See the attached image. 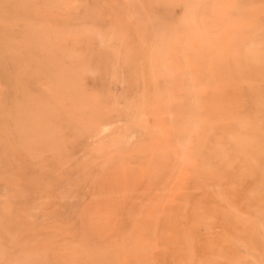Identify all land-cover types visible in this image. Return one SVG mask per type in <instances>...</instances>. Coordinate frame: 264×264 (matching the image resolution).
<instances>
[{
    "label": "rangeland",
    "instance_id": "rangeland-1",
    "mask_svg": "<svg viewBox=\"0 0 264 264\" xmlns=\"http://www.w3.org/2000/svg\"><path fill=\"white\" fill-rule=\"evenodd\" d=\"M37 1L38 0H26L27 5H24L23 3L21 4L22 0H13L14 6L12 8H8L7 11H3V13H0V17L5 15L8 18H11V20H12V22L9 24V27L5 26L4 24H0V57H1L0 58V92L4 91L2 96H1L0 105L5 106V108L2 106L3 110H2V107L0 106V116H3L2 121H1V117H0V139H2L0 142V158H2L1 155L2 156L4 155V157H5V158L3 157V160L0 159V165L2 164L0 167V175L5 173L3 176H0V180H1L0 181V197L4 198V199L0 198V214L4 217L10 218V215L8 216V214L5 210V206H6L7 202H10V204H12V206H13L14 218H16V219L22 218L23 220L28 221L29 224L26 225V229H29V230L25 229L27 232L22 230L23 236L27 237L25 239V241H29L32 238L40 240V239L46 237L48 235V232H45V230L40 228V227L42 225L46 224L47 223L46 221L49 220L50 218L51 219L48 221L49 223L50 222L52 223V222L64 221L65 219L66 220L68 219V221L71 220L70 222L71 223L73 222L75 225L80 224L81 219H83L84 217H87V216L90 217V214H86V212L88 210H90L91 207L94 208L93 207L94 206L93 204H95L94 202L97 203V205L95 204L97 209L102 208L103 205H105L107 202H108L107 204L111 203V205H113V207H115L114 210L116 211L117 214L115 213L116 215H114V217H116V218H122V217L124 218L125 215L126 216L128 214L130 215V213H131V215L130 216L128 215V217H131L133 215V213H135L133 216H135L137 214L134 218L142 215V214L137 213L138 209H142V206H144L145 203H147V204H145V207L148 204L152 203L150 201L153 200L152 199L153 197L150 198V201H148L149 200L148 194H150V196H151L152 191L154 192V190L149 189L151 184L148 185L149 184L148 182H150L148 178H150V176L145 175V173L147 174L148 170H152L155 167H156L155 169H158L157 166H159L158 163H160L158 160L161 159V164H162V162L165 161L167 158H170V159L166 160L167 165L164 167H167V169L166 168H164V169H166V170L175 169V167H172L168 163L169 162H175L176 159L174 156H176V154L177 155L181 154L182 151L180 152V150L177 148L178 147L177 144L179 143L178 141H181V142L183 141L184 135L187 134V133H185V130H189L191 128L193 130L198 129L197 132H202L204 125H206V122L211 124V128L209 130L210 134H208V136H207L208 137L207 143H205L203 146L201 145L203 147L202 149L197 148V150H195V148L197 147L198 144L195 141V136L191 134L192 142L191 143L188 142L189 144H186V146L188 148L185 149L184 153H186L190 156H193L194 161L197 163H200L199 162V161H201L200 157H205L207 155H214L216 153V149L218 146V140H219L218 134H219L220 127L218 124L219 118L217 116H220V104L222 101V91H223V89H229V90L240 89V88H230V87H226V86L223 87V81H222V48H221V44H220V40H219L220 31L218 30L219 29V19H218L219 18V11L218 10H220V9H219V3L217 2V0H211L210 3L208 2L210 0H180V1L179 0H172L173 3L171 2V0H169V1H167V0H160V1L159 0H157V1L156 0H136V1L135 0H129V2H127L126 0H109V1L108 0H68L69 3L67 2V0H57V1L55 0L53 2H51L52 0H50L49 4H48V2H46V0H39L38 2ZM138 1H140V2H138ZM163 1H165V2H163ZM57 2H58V5H57ZM65 2H66V4L64 6L63 5L60 6L61 4H64ZM156 2H157V4H156ZM114 3H115V5H114ZM127 3L129 5H127ZM167 3H169V4H167ZM38 4H40V5H38ZM43 4L46 5L47 8L45 6H44L45 7L44 8ZM47 4L49 6L53 5L52 6L53 8H51V6L49 8ZM105 4L108 5V7ZM209 4H210V7L207 6ZM54 5H56V7H54ZM66 5H68V6H66ZM112 5H114V6L110 7ZM186 5H188V6L186 7ZM238 5H239V2H238ZM57 6H58V8L59 7L63 8V10H65V11L62 12L61 9H57ZM65 6H66V8H65ZM37 7H39V8H37ZM192 7H193V9L191 11ZM231 7L233 10V13H236V11L238 9L236 0L233 1ZM40 8H42L43 11H42V9H41V11L37 10ZM188 8H190L189 11H188ZM206 8L209 9L208 14L204 13V12H206V10H205ZM1 9H3V8H1ZM78 9H80V10L78 11ZM144 9H145L146 15L144 14V11H143ZM185 9H187V10H185ZM52 10H54L53 11L54 13H52ZM214 10H215L216 14H214ZM125 11L127 13H125ZM170 11H172V12H170ZM186 11L189 12L188 14L191 17V19H190V17L188 18V16H185V13H187ZM5 12H6V14H4ZM35 12L36 13L38 12V14L36 15ZM44 12H48V13H44ZM115 12L117 14H119L121 16V18ZM68 13L70 14V17L68 15ZM209 13L211 15H209ZM41 14L44 16L43 19L40 17V16H42ZM46 14H47V16H46ZM126 14L130 17H131V14L132 15L136 14L134 17L136 19L137 18L138 19L132 20L130 18H124V16H126ZM147 15H149L148 18H147ZM150 16L153 17L154 20H151L153 18H151ZM49 17H51V18H49ZM57 17H59V18H57ZM62 17H63V19H62ZM66 17H67L69 23L67 20H65ZM134 17L132 16L131 18H134ZM215 17H217V19ZM18 18H20V19H18ZM53 18H55V19H53ZM57 19H58V22H56ZM128 19H129V22H128ZM189 19L191 21H187ZM75 20H78L79 22H77V21L75 22ZM117 20L118 21L120 20V21L118 22ZM122 20H124V21H122ZM134 20L138 21L137 26L134 24L135 23ZM161 20H162V22H164L165 20L166 21H165V23H162ZM36 21L38 22L37 23L38 28H36L34 26V24H32V23H35ZM65 21H67V23ZM80 21H82V22H80ZM116 21L118 23H116ZM185 21H187V22H185ZM22 22H24V23H22ZM25 22H27L26 24L28 26L25 24ZM122 22H124V23L122 24ZM149 22H151V23H149ZM207 22H209V23H207ZM129 23L131 25H129ZM148 23L151 24L152 26L148 25ZM205 23H207V24H205ZM22 24H25L26 28H25V26L23 27ZM42 24H43V26L47 25L46 30H48V31L43 29ZM120 24H121V26H120ZM127 24L129 25V27ZM132 24H134L133 27H132ZM35 25H36V23H35ZM113 25H115V26H113ZM162 25H163V27H162ZM29 26L31 28L33 27L34 30L31 29V31H33L32 32L33 34L31 33V31H29L30 30V28H28ZM172 26H174L173 27L174 29L171 28ZM109 27H111V28L109 29ZM113 27H114V30H113ZM64 28L65 29L67 28L68 30L70 29V31L67 32L68 34L64 33V30H65ZM76 28L78 30L81 28V30H80L81 32H82V29L85 28L83 30L86 32H82L83 33L82 34ZM165 28L166 29L168 28V30H167L168 32L166 31ZM238 28H239L238 24L234 20V25L229 30L231 32L235 31L234 34L237 37L238 32L236 30H238ZM12 29H14V30L12 31ZM26 29H29V30L26 31ZM38 29L40 32L39 31H37V32H39V34L43 35V37H42L43 39H41V37L40 38L38 37V36H41V35H38V33L36 32V30H38ZM42 29L44 31H46V35L43 34ZM51 29H52V32H51ZM71 29H73L75 31L77 30L76 31L77 33ZM92 29H93V31H92ZM151 29H153L154 33ZM172 29H173V32H172ZM23 30H24V33H27V34L22 33L21 31H23ZM59 30H62L63 34H61V31L58 34H56L57 31H59ZM124 30H125V34H124ZM127 30L130 33H126ZM214 30H217V32ZM16 31L21 33L22 36L19 33H17ZM112 31H114V32H112ZM120 31L123 34L120 33ZM133 31L135 32L136 35L135 34L133 35V33H134ZM47 32H49L48 35H47ZM53 32H54V35H53ZM65 32H66V30H65ZM74 32L76 33L75 35H78V36H76V39L80 38L79 40L77 39L79 42V44H78L79 46L78 45L75 46L76 49L74 48L73 42L76 43L77 40H75V36L74 37L72 36ZM161 32H163L164 35L167 34V36H162L163 34ZM165 32H167V33H165ZM170 32H172V33H170ZM50 33H51V35H50ZM87 33H88V35H87ZM115 33H119V34H115ZM35 34H37L38 36ZM80 34H82V35H80ZM97 34H99V35H97ZM169 34H170L171 38L169 37ZM173 34H175V35H173ZM57 35L60 38L62 36H64V37L61 39L60 38L58 39ZM122 35H123V37H122ZM15 36L16 37L18 36L17 37L18 38L17 43H15L16 39H17ZM19 36H21L22 38H20ZM54 36H56V39L54 38ZM97 36L99 38L101 36V38L99 39ZM130 36H132V37H130ZM102 37L105 40H103ZM112 37H113V39H112ZM161 37H163V38L168 37L169 39L167 38L164 40L163 38L161 39ZM137 38L140 41L136 40ZM13 39H15V40H13ZM45 39L47 42L52 44L54 51L56 49L58 50L57 51L58 53L56 51H55L56 53L52 52L53 49H51L52 48V47H50L51 45H49L46 41H42ZM20 40H22V41H20ZM51 40H53V41H51ZM100 40H102L104 42L101 41L102 43L100 44ZM156 40H157V43H158L160 48L154 47V46H158L156 43ZM168 40H169V42H168ZM57 41H59L60 43H58ZM55 42H57V45ZM166 42H167V44H166ZM67 43H68V45H67ZM88 43H89V45H88ZM121 43H123V44L121 45ZM54 44H55V47H54ZM133 44H134V46H133ZM137 44H140L141 46L140 45L138 46ZM164 44L167 45V48ZM57 46L58 47L60 46V48H56ZM188 46L191 48H189ZM133 47H134V49H133ZM135 47H136V50H135ZM141 47H142V49H141ZM49 49L52 50L51 51L52 53L57 54V57L53 56L54 54H52L49 51ZM59 49H61L60 52H59ZM113 49L115 51H113ZM140 49H141V52H139L140 53L139 54L138 51ZM156 49H158V50H156ZM160 50H162V51H160ZM116 51H117V53H116ZM136 51H137V53H135ZM153 51H155V52H153ZM159 51L163 52V53L166 52L165 53L166 55H163L164 57H161L162 55L160 57H158L157 55L159 54ZM180 51H182V53ZM175 52L177 53L179 58L177 57ZM60 53L63 54L64 57L62 56L60 58V56H61ZM74 53L75 54L78 53L79 55H74ZM133 53H135V54L129 55V54H133ZM66 54H68L67 55L68 57H65ZM143 54H144V56H143ZM160 54H162V53H160ZM105 55H107L108 57L107 56L105 57ZM113 55H115V56L113 57ZM148 55L149 56L151 55V57L148 58L149 61L147 59ZM182 55H184L183 56L184 58L182 57ZM89 56H90V59H89ZM155 56H157V57H155ZM208 56H209V59H208ZM53 57L56 59L54 60ZM71 57H73L72 58L73 60H71L72 64L69 63ZM152 57H153V61H152ZM154 57H155V59H154ZM58 58H60L63 62L60 61ZM107 58H109L108 59L109 62L107 61ZM126 58H127V60H126ZM135 58H138V60L140 61L139 62L137 60L139 62V65L137 64L138 62L135 63V61H136ZM162 58H164V59H162ZM180 58L181 59L183 58L184 60L183 59L181 60ZM13 60H14V62H13ZM64 60H67V61L64 63ZM131 60L134 62V64L133 63L131 64V62H132ZM157 60H158V62H157ZM163 60H165V61H163ZM208 60H210V61L208 62ZM56 62H59L61 64L56 63ZM81 62L82 63L84 62L83 64H85V65L83 66V64ZM107 62H108V64H107ZM54 63H56V64H54ZM73 63H75V64H73ZM150 63H152V64L150 65ZM158 63H159V66H157V65L155 66V64H158ZM105 64L108 65L107 66L108 72H109L108 75L106 73L107 69L104 68ZM128 64H129V66H127ZM136 64L138 67L136 66ZM176 64H177V68L175 66ZM80 65H81V67H80ZM58 66L60 68L62 67V73L61 74H64V72L68 71V72H66L67 73L66 75L70 74L67 77L68 79L66 77H64L66 75H63V76L60 75L59 72L61 69L58 68ZM63 66H65V69L67 68L66 71H63L64 70ZM85 66H86V69H85ZM144 67H145V69H144ZM163 67H165L164 72H163ZM173 67L177 70L173 69ZM178 67H181V69ZM208 67H210V68H208ZM183 68H184V70H183ZM132 69H134V70L132 71ZM149 69H150V71H149ZM209 70H210V72H209ZM19 71H20V73H19ZM26 71H27V73L25 74V77H23L24 73ZM87 71L88 72L91 71V73L94 75H92V74L90 75V73H87ZM135 71H136V74H135ZM155 71H156V74H155ZM70 72L72 73V75L75 76L76 81L80 77V79H78V81H77L79 84L75 81V78L72 77ZM116 72L118 75H116ZM132 72H134V73H132ZM148 72H150V73H148ZM130 73L132 75L131 78H130V76H131ZM142 74H144L143 77H142ZM60 76H62V77H60ZM77 76H79V77L77 78ZM155 76H157V77H155ZM63 77L66 79V81H69V82H66L63 79ZM69 77L71 78V81L69 80L70 79ZM143 78H144V80H143ZM229 78L233 79V75H231V77H229ZM30 80H31V82H29ZM63 81L66 83V85L63 84ZM72 81H73L74 85L77 83L76 84L77 86L75 85V89H77V90L74 89L73 85H70V87H69V84ZM42 82H44V83H42ZM7 83H8V86L6 87V89H2V87L5 88ZM67 83H69V84L67 85ZM213 83H215L216 85L215 84L213 85ZM51 84L54 85V86H52V88L49 87V86H51ZM43 85L45 86V89L50 88L51 92L49 91L50 89L44 90ZM193 85H195V87H196L195 89L193 88ZM221 85H222V87H221ZM65 86L70 89L69 90L70 92L72 91L71 94L69 93V91H68L69 94L64 93V88H65L66 92L68 89V88L66 89ZM200 86H202V89ZM56 88H58V90ZM71 88H72V90H71ZM145 88H146V90L144 91ZM182 88L185 89V90L183 89L184 92H183ZM191 88L193 90H191ZM18 90H19V94H18ZM43 90H44V92H43ZM62 90H63V93H62ZM79 90H80V94H81V92L84 93V94L82 93L80 95L81 97L83 96V98H84V100H83L80 97L82 99L83 103L85 101L84 104L83 103L79 104V102H81V99H79V95H78ZM52 91H54V92H52ZM45 92H47V94ZM49 92H50V96H49ZM29 93H31V96H33V98L28 96V95H30ZM72 93L74 94V96L77 93L78 100L76 98L77 95H76V97H75L76 99H75L72 96L73 95ZM193 93H195V95ZM61 94H62V99L60 98ZM4 95H6V97H4ZM24 95L28 96L27 97L28 99ZM46 95H48V97H44V98L42 97V96H46ZM69 95H71L73 97L74 101H72V97H69ZM84 95L86 97L88 95H89V97L92 96V98H90V100L88 101L89 97H87L88 98L87 99L84 97ZM142 96L145 97L144 100H142ZM38 97L40 98V101L41 100H43V101L40 102ZM49 97H51V98L55 97V99L56 98H58V99H56L57 101L55 99H54V101H52L53 99L51 100ZM68 97H69V99H66ZM44 99L47 101V103L45 102V104L43 103L45 101ZM86 99H87V101H86ZM192 100L196 101V102H193ZM26 101H29V102H26ZM30 101L38 103V104H36V105H35V103L32 104V102H30ZM36 101H38V102H36ZM53 102H54V104L55 103L56 104L53 105ZM59 102L60 103L62 102L63 104L61 103V105H60ZM23 103H24V105H23ZM57 103H59V104H57ZM97 103L98 104L100 103L99 106ZM65 104L67 105L68 108L66 107ZM86 104H88L87 108H90V110L92 109L93 111H90L89 109H87L88 111H90V113L89 112L87 113ZM134 104H135V106H134ZM19 105H20V107H19ZM39 105H41V106H39ZM42 105L48 106L47 107L48 109L47 108L45 109V107H43ZM50 105L52 108L50 107ZM80 105L84 106V108L81 107ZM22 106H24L22 109L26 108V112L21 114L20 109ZM88 106H90V107H88ZM124 106H125V108H124ZM69 107H70V109H69ZM79 107H81L83 109H79ZM109 107H110V109L108 110ZM167 107H168V109H167ZM34 108H35V110H34ZM100 108H101L102 112L106 111L107 114L103 112L102 115L99 116V114H101ZM28 109L33 111L34 116L32 113L29 112L30 110L28 111ZM57 109L58 110L60 109V110L58 111ZM195 109H196V111H195ZM72 110L73 111L76 110V112H73ZM168 110H169V113H168ZM191 110H193V111H191ZM52 111L54 114L52 113ZM62 111L64 114L62 113ZM98 111H99V113H98ZM108 111L111 113H109ZM46 112H47V114H46ZM69 112L71 114H69ZM79 112H82V113H79ZM140 112H141V114H140ZM3 113H6L5 115H7V113L8 114L12 113L13 116L10 114L11 117L9 115H7L5 118V115ZM73 113H76L77 117ZM142 113H144V114H142ZM91 114H92V116H91ZM93 114L96 115V117L98 116L97 120H96V117H95V119L93 118V116H94ZM103 114L106 116H103ZM51 115H53V116H51ZM56 115H59V117L61 115L62 116L59 118L58 116L56 117ZM143 115H145V116H143ZM169 115L171 116L172 120H170ZM68 116L69 117L72 116L73 118L75 117V118H77L78 121L75 118L74 119L72 118V120H71V118L69 119ZM102 116H103V118H102ZM146 116L148 118L151 117V124L149 123L150 121ZM190 116L191 117L193 116L196 120L192 119L193 117L191 118ZM44 117H45V119H44ZM52 117H54V118H52ZM90 117H91L92 121H90L91 120ZM57 118H59V121ZM66 118H68V119H66ZM79 118L82 122L79 120ZM82 118H84V122H83ZM4 119H6V120H4ZM188 119H190V120L188 121ZM25 120H26V124L28 123L27 125L26 124L24 125ZM88 120L90 122L89 124H88ZM94 120H95V123H92ZM141 120L142 121L144 120V121L142 122ZM169 120L171 121V123H169ZM8 121H9V123H8ZM33 121H34V123L31 124ZM35 121L38 123L37 125H36ZM103 121L107 122L106 123L107 125H105V123ZM21 122H23V124ZM70 122H72L73 125L68 124ZM80 122L83 124L85 123V125L81 124L84 131L82 130L81 125L79 126ZM186 122L192 123L190 128L188 127L186 129V127H183L184 124H188ZM198 122H200V123L198 124ZM201 122H203V123H201ZM5 123L8 124V126L4 125ZM76 123H78V125ZM193 123H194V125H193ZM91 124H92V127H90ZM94 124H95V126H93ZM109 124H111V125H109ZM149 125H152V126H149ZM166 125L168 127H166ZM196 125H197V127H196ZM19 126H20V128H19ZM71 126H72V128H71ZM73 126H74V128H73ZM86 126H87V128H86ZM109 126H111V127H109ZM112 126H114V127H112ZM148 126L150 128H148ZM50 127H53V128L55 127V128L51 129ZM59 127H60V129H59ZM75 127L78 131L75 129ZM108 127L110 130L107 129ZM153 127H154V130H153ZM162 127H163L164 133L161 130ZM1 128L2 129L4 128L3 129L4 131ZM8 128H9V130H8ZM143 128L145 131L143 130ZM184 128H185V130H184ZM10 129L13 133L10 131ZM23 129H25V130H23ZM68 129H70V130H68ZM73 129H75L76 133L72 132V131H74ZM141 129H142V131H141ZM26 130H27V132H26ZM47 130L49 131V133H51L50 135L48 133L46 134L45 131H47ZM50 130H51V132H50ZM107 130H108V132H106ZM1 131L3 134L1 133ZM6 131H10L9 134ZM32 131H33V135H31ZM82 131H83V133H82ZM87 132H88V134H87ZM155 132H157V133H155ZM162 133L164 135H162ZM76 134L78 135V138H77V136H75ZM156 134L159 138H157ZM3 135H6V136H3ZM10 135H15L16 139H14V136H10ZM25 136H28V137H25ZM163 136H165L164 137L165 140H164ZM4 137H6L5 140H4ZM66 137L68 140L66 139ZM118 137L119 138L121 137V139L118 140ZM74 138H75V140L77 138L78 142L74 141ZM98 138H100V140ZM61 139H62V141H61ZM53 140L56 141L57 143L54 142ZM71 140H73V143L69 142ZM2 141H3V143H2ZM4 141H5V144L7 141L6 145H7V147H9L8 150H7V148H6V150L4 149L6 147V145H4ZM14 141H16V142H14ZM99 141H101V143H99ZM160 141L162 142L160 144V146L163 144L162 147L165 146L164 149L172 151L171 153H169V151H168V153L170 155H168V153H166L164 150H162V148L161 149L160 148H158V149L153 148V147L159 146L157 144H158V142L160 143ZM35 142H36V144H35ZM52 142H53V144H52ZM138 142H141L142 145H140L141 143L138 144ZM176 142H178V143L176 144ZM11 143H13V144L16 143V145L15 144L12 145ZM102 143H104L106 148L103 147L104 145L101 146ZM105 143H107V144H105ZM149 143H151V145H149ZM153 143H155L156 145H154ZM182 143H184V142H182ZM98 144H100L99 145L100 149L98 148ZM8 145H11V146H8ZM113 145H114V147L112 149H110L111 148L110 146H113ZM15 146H17V147H15ZM94 146H96V147H94ZM144 146L147 149H145ZM151 146L153 148V149H151L152 151L149 149V148H151ZM85 147H86V149H85ZM92 147L94 149H90ZM108 147H110V148L108 149ZM134 147L135 148L137 147V149L135 150ZM15 149L16 150L19 149V151H14ZM143 149L146 151V153H144ZM154 149H155V151H154ZM207 149H208V151H207ZM160 150H162L163 154L161 153ZM5 151H7L8 154ZM9 151H11V152H9ZM97 151H101L100 152L101 154L99 153V155H98ZM107 151L109 153L105 154V152H107ZM114 151H115V153H114ZM14 152L17 155L14 154ZM129 152H131V153H129ZM138 152H140V153L138 154ZM12 153H13V155L11 156ZM46 153H48V154L46 155ZM128 153L130 155H128ZM198 153H200V154H198ZM93 154L95 155V157H93ZM164 154L168 155L169 157H165L166 155H164ZM171 154H172V156H171ZM8 155H9V157L10 156L11 157L9 158ZM31 155L33 156L34 161H33ZM90 155H92V156H90ZM154 155L158 156L159 158L157 159V157L155 156L152 159V156H154ZM14 156H15V158L13 159ZM116 156H117V158H114ZM127 156L128 157L130 156L131 158L130 157L128 158ZM161 156L163 158H166V159L163 160V158H161ZM25 157H27V159H25ZM18 158L20 159L19 161H18ZM22 158H24L23 159L24 161L22 160ZM48 158H50V161ZM118 158H120V160H118ZM51 159H53V160H51ZM84 159H86L85 161H87V162H85ZM151 159L154 160L155 162H153ZM1 160H2V162H1ZM8 160L11 161V163L8 162ZM13 160L18 162V163L14 162ZM96 160H98V161H96ZM122 160H123V162L125 161L124 162L125 165L128 164L129 166H124ZM156 160L158 163H156ZM25 161L29 162L31 164L28 163V166H27L26 165L27 163L26 164L24 163ZM105 161L106 162L109 161V162L106 163ZM116 161H117V164H113ZM19 162L21 163L22 167L20 166ZM110 162H112V163L109 164ZM126 162H127V164H126ZM151 162H152V165L154 163L156 164V166H154V168H152ZM17 164H19V168H18ZM104 164H106V165H104ZM109 165L111 167L109 168L108 173H107V171H104V170H105V166L109 167ZM118 165L121 167V168L120 167L119 168L122 170V172H120V170L118 169ZM8 166L11 167V169ZM34 166H37V168L35 167L36 168L35 169ZM113 166L116 168H114ZM123 166H124V168L127 167V168H130L131 170H129V169L126 170L123 168ZM162 166H161V169H162ZM12 167H14V169H12ZM31 167H33L34 169ZM135 167H138V168L135 169ZM168 167H170V168L168 169ZM19 169L23 170V174H22L21 170H19ZM44 169H46V170L44 171ZM107 169L108 168L106 167V170ZM115 169H116V171H114ZM2 170H5V172L3 173ZM15 170H19V171L13 173V171H15ZM110 170L111 171L113 170L114 173L111 172ZM137 170L140 171L139 172L140 177H137V178L142 180L143 182L140 181L142 183H140V182L138 183L139 179H136V177H135V175L138 172ZM144 170H146L145 173H144ZM11 172H12V174H11ZM101 172L103 173V175L101 174ZM109 172H110V175H112L111 176L112 180H110V176H108ZM115 172H116V174H115ZM123 172H126V176ZM143 173H144V175H143ZM9 174L12 176L9 177L8 176ZM44 174H47V175H44ZM5 175H6V177H5ZM18 176L20 178H18ZM103 176L105 177V179L104 178L102 179ZM107 176L109 177L108 181L110 183L107 182ZM114 176H116V178L121 176V179L123 178V180L120 179L121 180L120 183L122 182L121 184H123V185L119 184L118 181H115L117 179ZM145 176H146V178H145ZM8 177H9V179H12V180L10 181L9 179H7ZM126 177H127V179H126ZM13 178H14V180H13ZM142 178H145V179L143 180ZM42 179L44 181H42ZM95 179L96 180L99 179V180L96 181ZM132 179H134L135 181ZM146 179L148 181H146ZM17 180L19 182H16ZM37 180H38V182H37ZM118 180H119V178H118ZM81 181L82 182L86 181L85 183H83V186H82V183H80ZM114 181L117 182L116 185H115ZM132 181L135 182L137 185V186L135 185L136 189L133 188L134 190L132 189V187L134 186L133 184H135V183H133ZM13 182L18 184L20 187L18 185L17 186L14 185L15 183H13ZM25 182H27V183H25ZM46 182H47V185H49L48 187L46 185ZM93 182H96V183L93 184ZM108 183H109V185H108ZM127 183H129V187H127L128 186ZM130 183H133V184H130ZM146 183L149 186V188L147 186H145ZM151 183H153V182H151ZM118 184H119V187H117ZM164 184H161V185L163 186ZM110 185H112V190L114 193H112V191H110L111 190ZM139 185H140V189H138ZM161 185L159 187H162ZM142 186L147 187L148 189L144 188L145 189V191H144L142 189L143 188ZM249 186H250V182L248 180H246L236 190L237 203L243 209L245 208V206L243 204V199L245 196V192L249 189L248 188ZM16 187L19 189L18 192L15 189ZM44 187H46V188L44 189ZM108 187L110 188V190ZM115 187H116V189L118 188V190L121 187L122 188L119 191H115ZM23 188H24V190H23ZM47 188H49V189H47ZM107 188H108V190H106ZM125 189H126V192L124 191ZM137 189H138V191H137ZM189 189L191 191H192V189H194L193 182L189 183ZM146 190H147V192H146ZM25 191L27 194L25 196L23 195V197H24L23 198L22 192L24 194ZM44 191H46L47 193ZM94 191L96 194L93 193ZM104 191L105 192L107 191V192L105 193ZM130 191H132V194L130 193ZM139 191H141L140 193L143 192L142 194H140L141 197L139 195ZM150 191H151V193H150ZM43 192H44V194H42ZM48 192H49V194H48ZM99 192L102 193L103 197H101V194ZM103 192L105 193V195H103L104 194ZM116 192L118 194L114 197L117 198V200L115 201L114 200L115 198L113 196L110 199V196H111L110 194L113 195ZM123 192H125V193H123ZM107 193H109V194H107ZM128 193L131 195H129ZM106 194L109 196V198L106 197L107 196ZM143 194H147V195H143ZM92 195H93V197L95 195L96 196L94 198H91ZM135 195H137V196L139 195V196L137 197ZM127 196H129L128 199L133 198L134 203L132 201L128 200ZM152 196H154V194ZM143 197H145V198H143ZM146 197L148 199H146ZM102 198L103 199L106 198V199H104L105 201L104 200L102 201ZM112 198H114V199H112ZM94 199H95V201H93ZM192 199H194L195 201L199 200V199L201 200L199 192L195 191L193 193ZM42 200H43V202H42ZM112 200H113V202L114 201L115 202L112 203ZM139 200H140V204H142L139 206L140 208L138 207ZM142 200H144L145 203H143L144 201H142ZM202 200L204 202H206L205 199H202ZM89 201H90V204L92 203L93 206H90V204H88ZM141 201H142V203H141ZM104 202H105V204H104ZM128 202H129V205H127ZM86 203L90 209L88 208ZM115 203H117V204L119 203L118 205H120V206L116 205ZM130 204L132 205L131 209H130ZM121 206H123V207H121ZM127 207H129V209H127ZM135 207L137 208V211H136ZM116 208H117V210H116ZM33 210H35V211H33ZM51 210H52V212H51ZM124 210L127 212H124ZM130 210H131V212H130ZM142 210H144V209H142ZM21 211L23 214L21 213ZM132 211H133V213H132ZM61 212L64 215V216H62L63 218L61 217V214H62ZM123 212H124V216H123ZM31 213H32V215H31ZM121 213H122V215H121ZM57 214H58V216H57ZM27 215L29 217H27ZM109 216L112 217V215H109ZM146 216H152V214H147ZM30 217L34 218V219H31ZM143 217H145V216H143ZM27 218H29V220H27ZM43 218L44 219L46 218L47 220H44ZM60 219H62V220H60ZM31 223L36 224V225L33 226V225H31ZM28 225H29V227H28ZM30 226H31V228H30ZM231 227H232V221L230 219L222 218L216 222V225L212 229L211 233H205L202 230L199 231L196 234L197 235V250H205V245L210 239H216L218 237V235L223 230L227 231ZM12 232H16V231L14 230ZM9 241H10V238L6 234L5 238H3L4 246L7 247L9 244ZM11 264H14V263L11 262Z\"/></svg>",
    "mask_w": 264,
    "mask_h": 264
},
{
    "label": "bare ground",
    "instance_id": "bare-ground-1",
    "mask_svg": "<svg viewBox=\"0 0 264 264\" xmlns=\"http://www.w3.org/2000/svg\"><path fill=\"white\" fill-rule=\"evenodd\" d=\"M39 1V0H38ZM37 1V2H38ZM55 0H52L51 2H53ZM57 1V0H56ZM109 1V0H108ZM127 2H129V0H126ZM125 1V2H126ZM136 1V0H135ZM157 1V0H156ZM160 1V0H159ZM169 1V0H167ZM180 1V0H179ZM234 0H217V2L219 3V40H220V44H221V48H222V81H223V87H230V88H240V89H236V90H229V89H223L222 91V101L220 104V116H217L218 119V124L220 127L219 130V140H218V146L216 149V153L214 155H207L205 157H200L201 161H199L200 163H197L194 161V157L190 156L186 153H184L185 149H187L188 147L186 146V144H189L192 142L191 140V134L195 136V141L198 144L197 147L195 148V150H197V148H203L202 146L207 143L208 140V134H210V128H211V124L206 122V125H204V128L202 130V132H197V130H193L191 129V122H186L188 124H184L183 127H186V129L189 127V130H185V133H187L186 135H184L183 137V141L184 143H182L181 141L176 142V144L178 145V149L180 150L181 154L174 156L176 161L175 162H169L168 164H170L172 167H175V169H169L170 167H168L169 170H166L167 167L166 166V160L170 159V158H163L161 156V158H163L162 164H161V159L158 160L160 163L157 162L156 163L159 164L158 169H155L154 166H156V164L154 163L152 165V170H148V173L146 174L144 170L145 175L150 176L149 181L148 182L150 185H147V183L145 184V186H147L149 189L154 190V192L152 191V194L150 196V194H148L149 196V200L150 198H152L153 200L150 201L152 202L151 204H148L145 207V201L143 203L144 206H142V209H138V214H144L143 217L142 215L134 218L135 216H133L135 213H133V217H128V215L123 218H116L114 217V215H116V211L114 210L115 207H113V205L110 204H104L102 208L97 209L96 205L97 203L94 202L95 204L92 205V203L90 204V201L88 202V204H90V206H93L94 208L91 207L90 210H88L86 212V214H90V217H84L83 219L80 220V224L75 225L73 222L71 223L68 219L64 220V221H59V222H48L49 220H47L46 218L44 220H47L46 224L42 225L40 228L44 229L45 232H48V235L42 239H30L29 241H25V239L27 237H24L22 234V230L26 231L29 229H26V225L29 224L28 221L23 220L22 218L16 219L14 218V212H13V206L12 204H10V202H7L6 206H5V210L8 214V216L10 215V218L8 217H4L0 214V264H11V262H13L14 264H264V0H236L237 3V11L236 13H233L232 10V3ZM46 2H50V0H46ZM59 2V1H58ZM57 2V5H58ZM68 2V0H67ZM140 2V1H138ZM165 2V1H163ZM172 2V0H171ZM209 3L211 2L208 1ZM239 2V5H238ZM27 5L26 4V0H22L21 4ZM40 3V2H39ZM55 3V2H54ZM69 3V2H68ZM67 3V4H68ZM77 3V2H76ZM104 3V2H103ZM117 3V2H116ZM173 3V2H172ZM184 3V2H183ZM207 3V2H206ZM213 3V2H212ZM47 4V5H48ZM56 4V3H55ZM66 4V2L64 4H61L60 6H64ZM141 4V3H140ZM157 4V2H156ZM169 4V3H167ZM166 4V5H167ZM40 5V4H38ZM37 5V6H38ZM106 5V4H105ZM115 5V3H114ZM114 5L110 6L113 7ZM127 5H129L127 3ZM142 5V4H141ZM140 5V6H141ZM205 5V4H204ZM212 5V4H211ZM14 6V2L13 0H0V13H3V11H7L8 8H12ZM46 7V5L43 4V7ZM51 8H53V5H50ZM50 6L48 5V7L50 8ZM68 6V5H66ZM65 6V8H66ZM108 7V5H106ZM168 6V5H167ZM188 5H186L187 7ZM208 7H210V4L207 5ZM41 7V6H40ZM44 7V8H45ZM54 7H56V5H54ZM120 7V6H119ZM191 7V6H190ZM207 7V8H208ZM3 8V9H1ZM39 8V7H37ZM205 9L206 12L208 14V10L209 9ZM214 8V7H213ZM42 8L37 9L39 11H41ZM57 9H61V11H65L63 10V8H58ZM143 9V8H142ZM190 8H188L189 11ZM193 7L191 8L192 11ZM215 9V8H214ZM17 10V9H16ZM80 9H78L79 11ZM88 10V9H87ZM111 10V9H110ZM153 10V9H152ZM187 10V9H185ZM184 10V11H185ZM201 10V9H200ZM43 11V9H42ZM54 10H52V13ZM60 11V10H59ZM68 11V10H67ZM122 11V10H121ZM124 11V10H123ZM144 14H145V9L143 10ZM186 11L187 13H185V16H189V12ZM190 11V12H191ZM77 12V11H76ZM112 12V11H111ZM172 12V11H170ZM36 13V12H35ZM42 13V12H41ZM44 13H48V12H44ZM71 13V12H70ZM116 13V12H115ZM114 13V14H115ZM125 13H127L125 11ZM6 14V12L4 13ZM38 14V12L36 13V15ZM58 14V13H57ZM117 14V13H116ZM115 14V15H116ZM148 14V13H147ZM188 14V15H187ZM214 14L215 10H214ZM42 15V14H41ZM69 17L70 14L68 13ZM119 15V14H117ZM136 14L132 15L131 17L135 16ZM146 15V14H145ZM209 15H211L209 13ZM24 16V15H23ZM47 16V14H46ZM45 16V17H46ZM49 16V15H48ZM52 16V15H51ZM57 16V15H56ZM120 16V15H119ZM124 16V15H123ZM149 15H147L148 18ZM215 16V15H214ZM42 19L44 18V16H40ZM55 17V16H54ZM68 17V16H67ZM67 20L68 21V19ZM68 17V18H69ZM77 17V16H76ZM86 17V16H85ZM130 16H128L126 14V16H124V18H130V19H136L131 18ZM151 17V16H150ZM156 17V16H155ZM47 18V17H46ZM51 18V17H49ZM59 18V17H57ZM78 18V17H77ZM121 18V16H120ZM119 18V19H120ZM153 18V17H151ZM176 18V17H175ZM174 18V19H175ZM217 19V17H215ZM20 19V18H18ZM38 19V18H37ZM36 19V20H37ZM40 19V18H39ZM55 19V18H53ZM63 19V17H62ZM84 19V18H83ZM115 19V18H114ZM118 19V18H117ZM138 19V18H137ZM136 19V20H137ZM183 19V18H182ZM186 19V18H185ZM191 19V17H190ZM187 20V21H191V20ZM47 20V19H46ZM45 20V21H46ZM49 20V19H48ZM60 20V19H59ZM79 20V19H78ZM78 20H75V22H79ZM116 20V19H115ZM151 20H154L151 19ZM234 20L237 22L238 24V30H236L238 32V36L236 37L234 32L235 31H230L229 29L234 25ZM67 21H65L67 23ZM118 21V20H117ZM116 21V23H118ZM124 21V20H122ZM126 21V20H125ZM135 21V20H134ZM166 21V20H165ZM161 22L162 23H165ZM182 21V20H181ZM185 21V22H187ZM12 22L11 18H8L7 16L3 15L0 17V24H4L5 26L9 27V24ZM56 22H58V19L56 20ZM82 22V21H80ZM129 22V19H128ZM132 22V21H131ZM137 22L135 21V25L137 26ZM211 22V21H210ZM24 23V22H22ZM27 22H25L26 24ZM36 23V25H35ZM34 24V26L36 28H38L37 26V21ZM69 23V21H68ZM124 22H122L123 24ZM127 23V22H126ZM143 23V22H142ZM151 23V22H149ZM148 25H151L149 24ZM209 23V22H207ZM205 23V24H207ZM20 24V23H19ZM18 24V25H19ZM25 24H22L23 27L25 26ZM40 24V23H39ZM44 24V23H43ZM42 24V26H43ZM58 24V23H57ZM78 24V23H77ZM132 24V27L133 25ZM139 24V23H138ZM27 25V24H26ZM49 25V24H48ZM59 25V24H58ZM128 25V24H127ZM126 25V26H127ZM129 25H131L129 23ZM128 25V27H129ZM140 25V24H139ZM175 25V24H174ZM28 26V25H27ZM40 26V25H39ZM115 26V25H113ZM121 26V24H120ZM123 26V25H122ZM135 26V27H136ZM146 26V25H145ZM152 26V25H151ZM150 26V27H151ZM168 26V25H167ZM203 26V25H202ZM45 27V28H44ZM47 25L43 26V29L46 30ZM50 27V26H49ZM84 27V26H83ZM86 27V26H85ZM134 27V28H135ZM147 27V26H146ZM163 27V25H162ZM169 27V26H168ZM174 26H172L171 28H173ZM237 27V26H236ZM14 28V27H13ZM17 28V27H16ZM26 28V26H25ZM29 29H26V31H31V29H33V27L31 28L30 26L28 27ZM91 28V27H90ZM111 27H109L110 29ZM131 28V27H130ZM201 28V27H200ZM42 29V30H43ZM65 29V28H64ZM63 29V30H64ZM75 29V28H74ZM77 29V28H76ZM85 29V28H83ZM82 29V32H86ZM126 29V28H125ZM154 29V28H153ZM153 29H151L153 31ZM166 29V28H165ZM174 29V28H173ZM172 29V32H173ZM235 29V28H234ZM14 29H12L13 31ZM34 30V29H33ZM66 30V32H65ZM64 30V33H67L68 31H70V29L68 30L67 28ZM73 30V29H71ZM78 30V29H77ZM76 30V31H77ZM81 28L78 30L80 33H82ZM114 30V27H113ZM129 30V29H128ZM126 33H130V32ZM168 30V28L166 29V31ZM39 31L36 30V32ZM48 31V30H46ZM46 31H42L44 35H46ZM61 31V34H63L62 30L57 31L56 34H58ZM75 31V30H73ZM75 31V32H76ZM93 31V29H92ZM217 32V30H214ZM213 31V32H214ZM17 32V31H16ZM22 33H24V30L21 31ZM33 31H31L32 33ZM35 32V33H36ZM40 32V31H39ZM38 35H41L39 34ZM45 32V33H44ZM52 32V29H51ZM55 32V31H54ZM53 32V35H54ZM73 33V37L75 36V40H79L80 38L76 39L75 35L76 33ZM78 32V33H79ZM114 32V31H112ZM134 32V31H133ZM132 32V33H133ZM168 32V31H167ZM165 32V33H167ZM170 32V33H172ZM203 32V31H202ZM19 33V32H17ZM30 33V32H29ZM49 32H47L48 35ZM99 33V32H98ZM120 33H122L120 31ZM154 33V31H153ZM163 35L162 36H167L164 35L163 32H161ZM175 33V32H174ZM190 33V32H189ZM10 34V33H9ZM14 34V33H13ZM21 35V33H19ZM27 34V33H24ZM33 34V33H32ZM68 34V33H67ZM66 34V35H67ZM83 34V33H82ZM80 34V35H82ZM100 34V33H99ZM97 34V35H99ZM115 34H119V33H115ZM123 34V33H122ZM124 34H125V30H124ZM135 34V32L133 33V35ZM16 35V34H15ZM37 35V34H35ZM34 35V36H35ZM37 35V36H38ZM51 35V33H50ZM65 35V34H64ZM88 35V33H87ZM86 35V36H87ZM101 35V34H100ZM113 35V34H112ZM132 35V34H131ZM132 35V36H133ZM136 35V34H135ZM175 35V34H173ZM22 36V35H21ZM21 36H19L20 38H22ZM33 36V35H32ZM130 36V37H132ZM155 36V35H154ZM161 36V35H160ZM159 36V37H160ZM213 36V35H212ZM16 37V36H15ZM18 37V36H17ZM16 37V38H17ZM39 38L41 37V39H43V35L38 36ZM46 37V36H45ZM51 37V36H50ZM58 37V35H57ZM64 36H62L61 38H63ZM70 37V36H69ZM82 37V36H81ZM98 37V36H97ZM123 37V35H122ZM170 37V34H169ZM24 38V37H23ZM47 38V37H46ZM54 38L56 39V36H54ZM60 37H58L59 39ZM60 38V39H61ZM99 38V37H98ZM101 38V36H100ZM99 38V39H100ZM103 38V37H102ZM134 38V37H133ZM163 37H161L162 39ZM168 38V37H167ZM166 37L163 38L164 40L167 39ZM171 38V37H170ZM50 39V38H49ZM113 39V37H112ZM132 39V38H131ZM156 39V38H155ZM169 39V38H168ZM203 39V38H202ZM15 40V39H13ZM27 40V39H26ZM77 40V42H78ZM103 40H105L103 38ZM136 40H139L138 38ZM135 40V41H136ZM163 40V41H164ZM204 40V39H203ZM22 41V40H20ZM19 41V42H20ZM42 41H46L42 40ZM53 41V40H51ZM60 41V40H59ZM59 41H57L58 43H60ZM62 41V40H61ZM68 41V40H67ZM66 41V42H67ZM89 41V40H88ZM100 40V44L104 41ZM140 41V40H139ZM18 42V38L16 39V42ZM47 42V41H46ZM57 42L56 45H57ZM69 42V41H68ZM76 42V41H75ZM74 43V48L76 49L75 46H77L79 44L78 43ZM169 42V40H168ZM49 45H51L50 47H52V44L47 42ZM46 43V44H47ZM124 43V42H123ZM121 43V45L123 44ZM136 43V42H135ZM134 43V44H135ZM138 43V42H137ZM146 43V42H145ZM157 43V40H156ZM172 43V42H171ZM76 44V45H75ZM133 44V46H134ZM144 44V43H143ZM167 44V42H166ZM164 44L167 48V45ZM173 44V43H172ZM68 45V43H67ZM89 45V43H88ZM91 45V44H90ZM136 45V44H135ZM138 46L140 44H137ZM158 45V43H157ZM79 46V45H78ZM92 46V45H91ZM101 46V45H100ZM141 46V45H140ZM173 46V45H172ZM55 47V44H54ZM67 47V46H66ZM145 47V46H144ZM157 48H160L159 45L158 46H154ZM182 47V46H181ZM189 47V46H188ZM56 48H60V46L56 47ZM140 48V47H139ZM191 48V47H189ZM42 49V48H41ZM53 49V47L51 48ZM49 49V51L51 52L52 50ZM74 49V50H75ZM134 49V47H133ZM142 49V47H141ZM141 49L138 51L141 52ZM155 49V48H154ZM219 49V48H218ZM61 49H59L60 52ZM136 50V47H135ZM158 50V49H156ZM43 51V50H42ZM46 51V50H45ZM56 52L58 51L57 49L55 50ZM54 49L52 52H55ZM113 51H115L113 49ZM133 51V50H132ZM152 51V50H151ZM162 51V50H160ZM157 55L158 57H164L163 55H166L163 52H160ZM220 51V50H219ZM2 52V51H1ZM47 52V51H46ZM51 52V53H52ZM55 52V53H56ZM155 52V51H153ZM182 53V51H180ZM187 52V51H186ZM50 53V54H51ZM58 53V52H57ZM114 53V52H113ZM117 53V51H116ZM115 53V54H116ZM137 53V51L135 52ZM133 54H129V55H134ZM162 53V54H160ZM176 53V52H175ZM54 54V53H52ZM69 54V53H68ZM66 54L65 57H68ZM140 54V53H139ZM138 54V55H139ZM156 54V53H155ZM60 58L63 56V54L60 53ZM74 55H79L78 53ZM86 55V54H85ZM177 55V53H176ZM52 56V55H51ZM53 56L57 57V54H54ZM107 55H105L106 57ZM115 55H113L114 57ZM144 56V54H143ZM155 56V57H157ZM184 55H182L183 57ZM213 56V55H212ZM64 57V56H63ZM108 57V56H107ZM127 57V56H126ZM151 55L147 56V59L150 58ZM154 57V59H155ZM178 57V55H177ZM1 58V57H0ZM15 58V57H14ZM60 58H58L60 61H62ZM73 57L70 58V64H72L71 60ZM75 58V57H74ZM100 58V57H99ZM140 58V57H139ZM179 58V57H178ZM184 58V57H183ZM182 58V59H183ZM21 59V58H20ZM53 59L55 60L56 58L53 57ZM63 59V58H62ZM68 59V58H67ZM80 59V58H79ZM90 59V56H89ZM109 58H107V61ZM164 59V58H162ZM181 59V58H180ZM181 59V60H182ZM209 59V56H208ZM102 60V59H101ZM127 60V58H126ZM129 60V59H128ZM136 60V61H135ZM135 63L138 62V58H135ZM138 60V61H137ZM184 60V59H183ZM16 61V60H15ZM67 60H64V63ZM132 61V60H131ZM130 61V62H131ZM149 61V59H148ZM152 61H153V57H152ZM151 61V62H152ZM165 61V60H163ZM210 60H208L209 62ZM14 62V60H13ZM63 62V61H62ZM79 62V61H78ZM90 62V61H89ZM107 62V64H108ZM140 62V61H139ZM139 62L137 63L139 65ZM158 62V60H157ZM182 62V61H181ZM185 62V61H184ZM59 63V62H56ZM54 63V64H56ZM82 63V62H81ZM84 63V62H83ZM82 63V64H83ZM134 64V62L132 61L131 64ZM61 64V63H59ZM75 64V63H73ZM105 64V67L107 69L106 73L107 75L109 74L108 72V65ZM136 64V66H137ZM149 64V63H148ZM152 63H150L151 65ZM209 64V63H208ZM58 65V64H57ZM85 64H83L84 66ZM159 66L158 64H155V66ZM174 65V64H173ZM211 65V64H210ZM2 66V65H1ZM6 66V65H5ZM52 66V65H51ZM56 66V65H55ZM69 66V65H68ZM113 66V65H112ZM129 66V64L127 65ZM134 66V65H133ZM177 68V64L175 65ZM63 71H66L65 66ZM67 67V66H66ZM81 67V65H80ZM135 67V66H134ZM138 67V66H137ZM136 67V68H137ZM143 67V66H142ZM151 67V66H150ZM149 67V68H150ZM187 67V66H186ZM24 68V67H23ZM50 68V67H49ZM58 68H60L58 66ZM156 68V67H155ZM181 69V67H178ZM210 68V67H208ZM60 75H66L68 71L64 72V74L62 73V67L60 68ZM86 69V66H85ZM105 69V70H106ZM113 69V68H112ZM135 69V68H134ZM132 69V71L134 70ZM145 69V67H144ZM157 69V68H156ZM173 69H175L173 67ZM31 70V69H30ZM59 70V69H58ZM136 70V69H135ZM154 70V69H153ZM165 70V67H163V72ZM177 70V69H175ZM184 70V68H183ZM79 71V70H78ZM150 71V69H149ZM152 71V70H151ZM208 71V70H207ZM80 72V71H79ZM154 72V71H153ZM152 72V73H153ZM158 72V71H157ZM178 72V71H177ZM210 72V70H209ZM20 73V71H19ZM27 73V71L24 73ZM71 73V72H70ZM81 73V72H80ZM87 73H90V75L92 74L91 71H87ZM134 73V72H132ZM150 73V72H148ZM166 73V72H165ZM170 73V72H169ZM136 74V71H135ZM156 74V71H155ZM154 74V75H155ZM159 74V73H158ZM185 74V73H184ZM211 74V73H210ZM233 75V79L229 78L231 77V75ZM70 75V74H68ZM68 75L64 76V77H68ZM72 75V73H71ZM94 75V74H92ZM116 75L117 72H116ZM131 75V73H130ZM144 74H142L143 77ZM153 75V74H152ZM60 76V77H62ZM115 76V75H114ZM159 76V75H158ZM185 76V75H184ZM7 77V76H6ZM53 77V76H52ZM63 77V79L66 81V79ZM71 77V76H70ZM69 77V78H70ZM72 77L75 78L74 75H72ZM79 76H77L78 78ZM118 77V76H117ZM132 77V75L130 76V78ZM157 77V76H155ZM181 77V76H180ZM30 78V77H29ZM55 78V77H54ZM68 79V78H67ZM80 79V77L78 78ZM77 79V81H78ZM48 80V79H47ZM46 80V81H47ZM59 80V79H58ZM71 81V78L69 79ZM73 80V79H72ZM144 80V78H143ZM12 81V80H11ZM61 81V80H60ZM76 81V78H75ZM76 81V82H77ZM192 81V80H191ZM190 81V82H191ZM8 82V81H7ZM18 82V81H17ZM31 82V80L29 81ZM69 82V81H66ZM82 82V81H81ZM3 83V82H2ZM44 83V82H42ZM57 83V82H56ZM72 83V84H71ZM70 84L67 83V85H73L74 89H75V85L78 83H76L75 85L73 84V81ZM123 83V82H122ZM121 83V84H122ZM192 83V82H191ZM216 83V82H215ZM213 83V85L215 84ZM63 84L66 85V83L63 81ZM79 84V83H78ZM41 85V84H40ZM216 85V84H215ZM7 85L4 87H2V89H6ZM19 86V85H18ZM39 86V85H38ZM44 86V85H43ZM52 85L49 86L52 88ZM77 86V85H76ZM80 86V85H79ZM40 87V86H39ZM47 87V86H46ZM66 87V86H65ZM81 87V86H80ZM146 87V86H145ZM192 87V86H191ZM202 89V86H200ZM216 87V86H215ZM214 87V88H215ZM222 87V85H221ZM19 88V87H18ZM54 88V87H53ZM68 87H66L67 89ZM73 88V87H72ZM71 88V90H72ZM78 88V87H77ZM178 88V87H177ZM193 88L195 89V85H193ZM44 90H49V89H45V86L43 88ZM58 90V88H56ZM62 89V88H61ZM184 88H182L183 90ZM189 89V88H188ZM198 89V88H197ZM31 90V89H30ZM43 90V92H44ZM70 89H67V92L65 91L64 88V93H68ZM77 90V89H75ZM146 90V88L144 89V91ZM167 90V89H166ZM180 90V89H179ZM178 90V91H179ZM185 90V89H184ZM183 90V92H184ZM191 90H193L191 88ZM213 90V89H212ZM51 92V89L49 90ZM168 91V90H167ZM200 91V90H199ZM4 92V91H3ZM3 92H0V100H1V96L3 94ZM7 92V91H6ZM31 92V91H30ZM48 92V91H47ZM47 92H45L47 94ZM50 92H49V96H50ZM54 92V91H52ZM72 92V91H71ZM71 92L69 91V93L71 94ZM76 92V91H75ZM160 92V91H159ZM188 92V91H187ZM214 92V91H213ZM32 93V92H31ZM31 93H29L30 97L33 98V96H31ZM63 93V90H62ZM68 93V94H69ZM83 92H81L82 94ZM86 93V92H85ZM5 94V93H4ZM18 94H19V90H18ZM55 94V93H54ZM73 94V93H72ZM80 90L78 91V95H79V99H83V96L81 97L80 95ZM84 94V93H83ZM171 94V93H170ZM195 95V93H193ZM199 94V93H198ZM197 94V95H198ZM37 95V94H36ZM57 95V94H56ZM55 95V96H56ZM64 95V94H63ZM77 95V93H76ZM76 95L74 96V94L72 95L74 98L76 97ZM78 95H77V100H78ZM86 95V94H85ZM84 95L85 98L89 97V95L86 97ZM160 95V94H159ZM26 96V95H24ZM26 96V98L28 97ZM38 96V95H37ZM53 96V95H52ZM68 96V95H67ZM71 95H69V97H72ZM4 97H6V95H4ZM17 97V96H16ZM36 97V96H35ZM44 97H48V95L46 96H42ZM41 97V98H42ZM66 98V99H69ZM72 97V101H74ZM81 97V98H80ZM195 97V96H194ZM31 98V99H32ZM39 98V97H38ZM42 98V99H43ZM52 101H54V98L49 97ZM60 98L62 99V94L60 96ZM75 98V99H76ZM91 97H89L88 101L90 100ZM144 96H142V100H144ZM18 99V98H17ZM28 99V98H27ZM30 99V100H31ZM58 99V98H56ZM55 99V100H56ZM81 99V102H79V104H82L83 101ZM86 99V101H87ZM97 99V98H96ZM193 99V98H192ZM33 100V99H32ZM45 100V99H44ZM65 100V99H64ZM76 100V101H77ZM146 100V99H145ZM194 100V99H193ZM192 100V101H193ZM35 101V100H34ZM40 101V98H39ZM43 100H41L40 102H42ZM57 101V100H56ZM61 101V100H60ZM147 101V100H146ZM23 102V101H22ZM29 102V101H26ZM32 102V101H30ZM38 102V101H36ZM45 102L47 103V101L45 100L43 103L45 104ZM64 102V101H63ZM145 102V101H144ZM161 102V101H160ZM196 102V101H193ZM218 102V101H217ZM8 103V102H7ZM35 102H32V104ZM60 103V102H59ZM57 103V104H59ZM62 103V102H61ZM60 103V105H61ZM85 103V101H84ZM83 103V104H84ZM191 103V102H190ZM20 104V103H19ZM38 103H35V105ZM43 104V105H44ZM56 104V103H55ZM53 102V105H55ZM63 104V103H62ZM78 104V103H77ZM78 104V105H79ZM98 104V103H97ZM100 104V103H99ZM98 104V106H99ZM21 105V104H20ZM19 105V107H20ZM24 105V103H23ZM42 105V106H43ZM66 105V104H65ZM86 104V110L90 108H87ZM122 105V104H121ZM1 106V105H0ZM4 108L5 106L2 105ZM1 106V107H2ZM33 106V105H32ZM41 106V105H39ZM81 106V105H80ZM97 106V107H98ZM135 106V104H134ZM169 106V105H168ZM194 106V105H193ZM214 106V105H213ZM2 107V110H3ZM24 106L21 107L20 111L21 114L26 112V108L22 109ZM45 107V109L48 106H43ZM51 107V105H50ZM54 107V106H53ZM67 107V105H66ZM75 107V106H74ZM84 108V106H81ZM79 107V109H83ZM90 107V106H88ZM96 107V106H95ZM12 108V107H11ZM42 108V107H41ZM52 108V107H51ZM55 108V107H54ZM68 108V107H67ZM112 108V107H111ZM125 108V106H124ZM13 109V108H12ZM43 109V108H42ZM48 109V108H47ZM56 109V108H55ZM64 109V108H63ZM70 109V107H69ZM110 109V107L108 108V110ZM168 109V107H167ZM14 110V109H13ZM30 109H28L29 111ZM35 110V108H34ZM54 110V109H53ZM58 110V109H57ZM60 110V109H59ZM58 110V111H59ZM62 110V109H61ZM85 110V109H84ZM85 110V111H86ZM101 110V108H100ZM112 110V109H111ZM110 110V111H111ZM129 110V109H128ZM194 110V109H193ZM191 110V111H193ZM217 110V109H216ZM30 110L29 112L33 114V111ZM50 111V110H49ZM67 111V110H66ZM73 111V110H72ZM90 111H93L92 109ZM90 111L87 110V113ZM143 111V110H142ZM141 111V112H142ZM190 111V110H189ZM196 111V109H195ZM215 111V110H214ZM11 112V111H10ZM39 112V111H38ZM51 112V111H50ZM55 112V111H54ZM73 112H76L73 111ZM101 114H99V116L102 115V113H106V111L102 110L100 111ZM109 112V111H108ZM140 112V114H141ZM36 113V112H35ZM53 113V111H52ZM63 113V111H62ZM67 113V112H66ZM65 113V114H66ZM82 113V112H79ZM85 113V112H84ZM95 113V112H94ZM99 113V111H98ZM111 113V112H109ZM108 113V114H109ZM169 113V110H168ZM4 115L6 113H3ZM10 114L12 115V113H7V115L10 116ZM45 114V113H44ZM47 114V112H46ZM54 114V113H53ZM64 114V113H63ZM69 114H71L69 112ZM74 115H76V113H73ZM144 114V113H142ZM171 114V113H170ZM5 115V118L6 116ZM67 115V114H66ZM94 115V114H93ZM173 115V114H172ZM13 116V115H12ZM16 116V115H15ZM46 116V115H45ZM53 116V115H51ZM59 117V115H56V117ZM62 116V115H61ZM60 116V117H61ZM79 116V115H78ZM90 116V115H89ZM88 116V117H89ZM92 116V114H91ZM103 116H106L103 114ZM102 116V118H103ZM145 116V115H143ZM189 116V115H188ZM1 117V121H2V117ZM11 117V116H10ZM9 117V118H10ZM47 117V116H46ZM59 117V118H60ZM77 117V115H76ZM96 115L93 116V118L95 119ZM98 117V116H97ZM96 117V120H97ZM142 117V116H141ZM147 117V116H146ZM175 117V116H174ZM191 117V116H190ZM193 117V116H192ZM191 117V118H192ZM49 118V117H48ZM47 118V119H48ZM54 118V117H52ZM59 118L58 121H59ZM68 118L72 120V116ZM66 118V119H68ZM75 118V117H74ZM73 118V119H74ZM101 118V117H100ZM99 118V119H100ZM148 118V117H147ZM170 120L171 116L169 115ZM35 119V118H34ZM45 119V117H44ZM77 120V118H75ZM83 122H84V118ZM91 119V117H90ZM89 119V120H90ZM149 119V123L151 124V117L148 118ZM192 119H195L194 117ZM217 119V118H216ZM215 119V120H216ZM6 120V119H4ZM9 120V119H8ZM38 120V119H37ZM80 120V118H79ZM88 120V124L90 123ZM136 120V119H135ZM169 120V123H171V121ZM190 119H188L189 121ZM196 120V119H195ZM29 121V120H28ZM27 121V122H28ZM78 121V120H77ZM81 121V120H80ZM87 121V120H86ZM92 121V119L90 120ZM142 121V120H141ZM144 121V120H143ZM142 121V122H143ZM147 121V120H146ZM36 122V121H35ZM51 122V121H50ZM82 122V121H81ZM79 124V126L85 125V123H81ZM104 122V121H103ZM173 122V121H172ZM9 123V121H8ZM23 124V122H21ZM34 121L31 123L33 124ZM95 123V120L92 122ZM105 125H107V122H104ZM103 123V124H104ZM153 123V122H152ZM200 122H198L199 124ZM203 123V122H201ZM21 124V125H22ZM26 124V120L24 125ZM28 124V123H27ZM26 124V125H27ZM30 124V123H29ZM38 123L36 122V125ZM41 124V123H40ZM68 124H72V122L68 123ZM75 124V123H74ZM78 125V123H76ZM112 124V123H111ZM109 124V125H111ZM114 124V123H113ZM125 124V123H124ZM7 125L8 124H4ZM23 125V126H24ZM35 125V126H36ZM43 125V124H42ZM81 125V127H82ZM171 125V124H170ZM194 125V123H193ZM75 126V125H74ZM73 126V128H74ZM95 126V124L93 125ZM152 126V125H149ZM148 126V128H150ZM4 127V126H3ZM29 127V126H28ZM31 127V126H30ZM69 127V126H68ZM92 127V124L91 126ZM102 127V126H101ZM111 127V126H109ZM109 127L107 129H109ZM114 127V126H112ZM146 127V126H145ZM166 127H168L166 125ZM197 127V125H196ZM5 128V127H4ZM3 128V129H4ZM10 128V127H9ZM8 128V130H9ZM20 128V126H19ZM51 129L53 127H50ZM55 128V127H54ZM53 128V129H54ZM70 128V127H69ZM72 128V126H71ZM87 128V126H86ZM85 128V129H86ZM2 129V128H1ZM2 129V130H3ZM60 129V127H59ZM76 129V127H75ZM75 129H73L75 132ZM81 129V128H80ZM112 129V128H111ZM172 129V128H171ZM183 129V128H182ZM196 129V128H195ZM6 130V129H5ZM14 130V129H13ZM25 130V129H23ZM70 130V129H68ZM77 130V129H76ZM83 130V127H82ZM103 130V129H102ZM110 130V129H109ZM144 130V128H143ZM154 130V127H153ZM156 130V129H155ZM162 132H163V127H162ZM4 131V130H3ZM11 131V129H10ZM10 131H6L9 132ZM42 131V130H41ZM48 131V130H47ZM46 132V134L48 133L49 135L51 133H49V131ZM67 131V130H66ZM78 131V130H77ZM84 131V130H83ZM82 131V133H83ZM100 131V130H99ZM142 131V129H141ZM145 131V130H144ZM12 132V131H11ZM19 132V131H18ZM23 132V131H22ZM27 132V130H26ZM51 132V130H50ZM108 132V130L106 131ZM2 133V131H1ZM13 133V132H12ZM31 133V132H30ZM42 133V132H41ZM80 133V132H79ZM120 133V132H119ZM151 133V132H150ZM157 133V132H155ZM164 133V132H163ZM162 133V135H164ZM173 133V132H172ZM184 133V134H185ZM3 134V133H2ZM5 134V133H4ZM78 134V133H77ZM77 136L78 138V135ZM88 134V132H87ZM154 134V133H153ZM174 134V133H173ZM31 135H33V131L31 133ZM59 135V134H58ZM84 135V134H83ZM122 135V134H121ZM155 135V134H154ZM202 135V136H201ZM6 136V135H3ZM10 136H14L15 135H10ZM36 136V135H35ZM70 136V135H69ZM68 136V137H69ZM157 136V134H156ZM28 137V136H25ZM62 137V136H61ZM84 137V136H83ZM99 137V136H98ZM154 137V136H153ZM165 136H163L164 138ZM218 137V136H217ZM6 137H4L5 140ZM12 138V137H11ZM10 138V139H11ZM77 138L74 141H77ZM117 138V137H116ZM157 138H159L157 136ZM9 139V138H8ZM67 139V137H66ZM71 139V138H70ZM69 139V140H70ZM80 139V138H79ZM78 139V140H79ZM100 140V138H98ZM121 139V137H118V140ZM140 139V138H139ZM2 139H0L1 142ZM32 140V139H31ZM68 140V139H67ZM154 140V139H153ZM161 140V139H160ZM165 140V138H164ZM9 141V140H8ZM13 141V140H12ZM54 141V140H53ZM62 141V139H61ZM133 141V140H132ZM142 141V140H141ZM155 141V140H154ZM10 142V141H9ZM8 142V143H9ZM16 142V141H14ZM20 142V141H19ZM56 142V141H54ZM71 143H73V140L69 141ZM68 142V143H69ZM78 142V141H77ZM151 142V141H150ZM164 142V141H163ZM189 142V143H188ZM3 143V141H2ZM28 143V142H27ZM57 143V142H56ZM55 143V144H56ZM66 143V142H65ZM99 143H101V141H99ZM115 143V142H114ZM113 143V144H114ZM117 143V142H116ZM141 142H138V144H140ZM145 143V142H144ZM162 142L160 141V143L158 142L157 147H153V148H162V150H164L166 153H168L169 150L164 149L163 144L160 146ZM7 144V141H6ZM5 141H4V145ZM12 145H16V143H11ZM21 144V143H20ZM36 144V142H35ZM53 144V142H52ZM70 144V143H69ZM68 144V145H69ZM90 144V143H89ZM107 144V143H105ZM131 144V143H130ZM154 145H156L155 143H153ZM29 145V144H28ZM67 145V146H68ZM88 145V144H87ZM86 145V146H87ZM98 144V148H99ZM104 143L101 144V146H103ZM142 145V143L140 144ZM139 145V146H140ZM149 145H151V143H149ZM148 145V146H149ZM153 145V146H154ZM202 145V146H201ZM11 146V145H8ZM22 146V145H21ZM33 146V145H32ZM66 146V145H65ZM176 146V145H175ZM13 147V146H12ZM17 147V146H15ZM29 147V146H28ZM96 147V146H94ZM105 147V145L103 146ZM111 147V148H110ZM108 147V149H112L114 147L110 146ZM117 147V146H116ZM8 150L9 147L4 148L5 150ZM106 148V147H105ZM145 148V146H144ZM152 146L151 148H149L150 150L153 149ZM86 149V147H85ZM90 149H94L93 147ZM100 149V148H99ZM98 149V150H99ZM104 149V148H103ZM134 149L136 150L137 147ZM133 149V150H134ZM147 149V148H145ZM192 149V148H191ZM190 149V150H191ZM119 150V149H118ZM144 150V149H143ZM142 150V151H143ZM162 150L161 153H162ZM189 150V151H190ZM14 151H19V149H15ZM87 151V150H86ZM102 151V150H101ZM101 151H97L98 155ZM112 151V150H111ZM152 151V150H151ZM155 151V149H154ZM158 151V150H157ZM159 151V152H160ZM192 151V150H191ZM208 151V149H207ZM7 152V151H5ZM4 152V153H5ZM11 152V151H9ZM24 152V151H23ZM91 152V151H90ZM132 152V151H131ZM129 152V153H131ZM164 152V153H165ZM172 151H169V153H171ZM22 153V152H21ZM20 153V154H21ZM39 153V152H38ZM94 153V152H93ZM96 153V154H97ZM109 152H105V154H108ZM113 153V152H112ZM115 153V151H114ZM128 153V155H130ZM140 152H138L139 154ZM144 153H146V151L144 150ZM168 153V155H170ZM201 153V152H200ZM198 153V154H200ZM211 153V152H210ZM8 154V152H7ZM6 154V155H7ZM14 154H16L14 152ZM31 154V153H30ZM48 153H46L47 155ZM91 154V153H90ZM101 154V153H100ZM104 154V153H103ZM104 154V155H105ZM126 154V153H125ZM163 154V153H162ZM13 155V153L11 154V156ZM17 155V154H16ZM88 155V154H87ZM117 155V154H116ZM119 155V154H118ZM157 155V154H156ZM152 156V159L156 156ZM159 155V154H158ZM166 155V154H164ZM168 155H166L165 157H169ZM10 156V157H11ZM32 156V155H31ZM89 156V155H88ZM92 156V155H90ZM103 156V155H102ZM123 156V155H122ZM121 156V157H122ZM125 156V155H124ZM172 156V154H171ZM170 156V157H171ZM3 160L4 155H1ZM9 157V155H8ZM7 157V158H8ZM9 157V158H10ZM17 157V156H16ZM22 157V156H21ZM93 157H95V155L93 154ZM92 157V158H93ZM126 157V156H125ZM128 157V156H127ZM130 157V156H129ZM128 157V158H129ZM157 159L159 158L158 156H156ZM5 158V157H4ZM6 158V159H7ZM15 158V156L13 157V159ZM85 158V157H84ZM114 158H117L114 157ZM113 158V159H114ZM131 158V157H130ZM133 158V157H132ZM24 158H22L23 160ZM25 159H27V157H25ZM33 159V156H32ZM50 161V158H48ZM101 159V158H100ZM112 159V158H111ZM110 159V160H111ZM151 159V160H152ZM174 159V160H175ZM1 160V162H2ZM20 159L18 158V161ZM53 160V159H51ZM86 159H84L85 161ZM92 160V159H91ZM118 160H120V158H118ZM142 160V159H141ZM146 160V159H145ZM14 161V160H13ZM24 161V160H23ZM22 161V162H23ZM34 161V159H33ZM83 161V160H82ZM81 161V162H82ZM95 161V160H94ZM98 161V160H96ZM112 161V160H111ZM114 161V160H113ZM135 161V160H134ZM140 161V160H139ZM153 162H155L154 160H152ZM7 162V161H6ZM8 162L11 163V161L8 160ZM16 162V161H14ZM21 162V161H20ZM19 162V163H20ZM48 162V161H47ZM87 162V161H85ZM106 162V161H105ZM109 162V161H108ZM106 162V163H108ZM123 162V160H122ZM125 162V161H124ZM123 162V164H124ZM18 163V162H16ZM15 163V164H16ZM27 166L29 162H24ZM112 162H110L109 164H111ZM7 164V163H6ZM31 164V163H29ZM83 164V163H82ZM113 164H117V161ZM127 164V162H126ZM2 165V164H1ZM0 165V167H1ZM11 165V164H10ZM106 165V164H104ZM108 165V164H107ZM120 165V164H119ZM118 165V169L120 170V172H122V170L120 169L121 167ZM163 165V166H162ZM14 166V165H13ZM16 166V165H15ZM18 168H19V164H17ZM20 166L22 167L21 163ZM117 166V165H116ZM124 166H129L128 164ZM123 166V168H124ZM162 166V169H161ZM9 167V166H8ZM20 167V168H21ZM24 167V166H23ZM37 168V166H34V168ZM106 167L108 168L106 170ZM111 166H105V170L108 173V170ZM114 167V166H113ZM120 167V168H119ZM134 167V166H133ZM151 167V166H150ZM177 167V168H176ZM11 169V167H9ZM33 168V167H31ZM33 168V169H34ZM35 168V169H36ZM103 168V167H102ZM116 168V167H114ZM138 167H135V169ZM166 168V169H164ZM12 169H14V167H12ZM124 169H129L125 167ZM6 170V169H5ZM5 170H2L3 173L5 172ZM21 170V169H19ZM19 170H15L14 172H18ZM46 169H44L45 171ZM140 170V169H139ZM137 170V174L135 175L136 179H139L137 177H140V171ZM43 171V172H44ZM103 171V172H104ZM111 171V170H110ZM116 171V169L114 170ZM125 171V170H124ZM166 171V172H165ZM22 174H23V170H21ZM42 172V171H41ZM113 172V170L111 171ZM114 173V172H113ZM126 176V172H123ZM143 173V175H144ZM5 174V173H4ZM4 174L0 175L3 176ZM8 174V173H7ZM12 174V172H11ZM21 174V173H20ZM41 174V173H40ZM101 174L103 175V173L101 172ZM116 174V172H115ZM47 175V174H44ZM43 175V176H44ZM105 175V174H104ZM9 177L12 175H8ZM98 176V175H97ZM110 176V180H112L109 172ZM107 176V182L109 177ZM6 177V175H5ZM9 177L7 179H9ZM16 177V176H15ZM45 177V176H44ZM47 177V176H46ZM100 177V176H99ZM116 178V176H114ZM134 177V176H133ZM144 177V176H143ZM12 178V177H11ZM18 178H20L18 176ZM37 178V177H36ZM86 178V177H85ZM105 179V177L103 176L102 179ZM119 178V180H118ZM132 178V177H131ZM146 178V176H145ZM145 178H142L143 180ZM167 180H166V179ZM5 179V178H4ZM48 179V178H47ZM101 179V178H100ZM119 184L121 180H123V178L121 179V176L116 178ZM121 179V180H120ZM127 179V177H126ZM10 181L12 179H9ZM14 180V178H13ZM41 180V179H40ZM96 180V179H95ZM94 180V181H95ZM99 180V179H98ZM96 180V181H98ZM134 180V179H132ZM248 180L250 182V186L247 188L248 190L245 192V196L243 199V204L245 206V208H241L238 203H237V196H236V190L240 187V185H242L244 183V181ZM1 181V180H0ZM5 181V180H4ZM3 181V182H4ZM8 181V180H7ZM42 181H44L42 179ZM104 181V180H103ZM115 185L117 184V182H115ZM135 181V180H134ZM142 181L139 179L138 183ZM146 181H148L146 179ZM9 182V181H8ZM16 182H19L18 180ZM38 182V180H37ZM86 181H81L80 183H85ZM133 182V181H132ZM143 182V181H142ZM140 182V183H142ZM153 182V183H151ZM167 182V183H166ZM193 182L194 184V189H192V191L189 189V183ZM7 183V182H6ZM15 183V182H13ZM27 183V182H25ZM96 182H93V184ZM110 183V182H109ZM108 183V185H109ZM135 183V182H133ZM130 183V184H133ZM166 185H165V184ZM10 184V183H9ZM12 184V183H11ZM112 184V183H111ZM119 184L117 185V187H119ZM129 187V183H127ZM161 184H164L163 186ZM14 185H18V184H14ZM23 185V184H22ZM47 185V182H46ZM123 185V184H121ZM120 185V186H121ZM134 186L132 187V189H136L135 184H133ZM144 185V184H143ZM162 187H159V186ZM168 185V186H167ZM19 186V185H18ZM49 185H47L48 187ZM111 186V190L109 188L110 191L113 192L112 190V185ZM131 186V185H130ZM137 186V185H136ZM20 187V186H19ZM143 190L145 191L144 187L142 186ZM191 187V186H190ZM46 187H44L45 189ZM94 188V187H93ZM100 188V187H99ZM108 188L106 190H108ZM122 188V187H121ZM120 188V189H121ZM126 188V187H125ZM147 188V189H148ZM17 190V192L19 191V189L16 187L15 188ZM22 189V188H21ZM49 189V188H47ZM84 189V188H83ZM119 189V190H120ZM127 189V188H126ZM126 189L124 190L126 192ZM131 189V188H130ZM133 189V190H134ZM140 189V185L139 188ZM137 189V191H138ZM141 189V190H142ZM24 190V188H23ZM28 190V189H27ZM94 190V189H93ZM118 188L116 189L115 187V191H119ZM129 190V189H128ZM142 190V191H143ZM29 191V190H28ZM27 191V192H28ZM48 191V190H47ZM100 191V190H99ZM197 191L200 194V198L201 200H194L192 199L193 193ZM46 192V191H44ZM44 192L42 194H44ZM70 192V191H69ZM105 192V191H104ZM103 192V193H104ZM107 192V191H106ZM105 192V193H106ZM121 192V191H120ZM119 192V193H120ZM123 192V193H125ZM141 191H139V195L142 194L140 193ZM147 192V190H146ZM21 193V192H20ZM47 193V192H46ZM95 193V191L93 192ZM100 193V192H99ZM105 193L103 195H105ZM130 193L132 194V191H130ZM151 193V191H150ZM27 193L26 191L22 192V197L23 195L25 196ZM29 194V193H28ZM49 194V192H48ZM96 194V193H95ZM101 197L102 196V193ZM109 194V193H107ZM106 194V195H107ZM118 193L116 192L115 194H110V199L113 196H116ZM129 194V193H128ZM129 194V195H131ZM134 194V193H133ZM138 194V193H137ZM154 194V196H152ZM138 195V196H139ZM143 195H147V194H143ZM28 196V195H27ZM44 196V195H43ZM68 196V195H67ZM96 196V195H95ZM94 196V197H95ZM126 196V195H125ZM137 196V195H135ZM137 196V197H138ZM69 197V196H68ZM93 195L91 198H94ZM100 197V198H101ZM107 198H109V196H106ZM121 197V196H120ZM119 197V198H120ZM123 197V196H122ZM136 197V198H137ZM141 197V195H140ZM1 198V197H0ZM24 198V197H23ZM90 198V199H91ZM115 198V197H114ZM112 198V199H114ZM124 198V197H123ZM129 198V196H127V199ZM145 198V197H143ZM4 199V198H1ZM106 199V198H104ZM102 198V201L104 200ZM139 199V198H138ZM146 199H148L146 197ZM202 199H205L206 202H204ZM47 200V199H46ZM115 201L117 200V198L114 199ZM130 201H134V199L130 198L128 199ZM137 200V199H136ZM48 201V200H47ZM95 201V199L93 200ZM105 201V200H104ZM114 201V202H115ZM141 201V203H142ZM147 201V200H146ZM43 202V200H42ZM112 200V203H114ZM131 202V203H132ZM136 202V201H135ZM134 203V202H133ZM41 204V203H40ZM43 204V203H42ZM46 204V203H45ZM44 204V205H45ZM116 205H118L117 203H115ZM127 204V203H126ZM138 207L142 204H140V200L138 203ZM125 205V204H124ZM129 205V202L128 204ZM57 206V205H56ZM120 206V205H118ZM132 205L130 204V209ZM25 207V206H24ZM30 207V206H29ZM45 207V206H44ZM123 207V206H121ZM87 208V209H88ZM140 208V207H139ZM84 209V208H83ZM126 209V208H125ZM127 209H129V207H127ZM136 211L137 208L135 207ZM117 210V208H116ZM35 211V210H33ZM55 211V210H54ZM135 211V212H136ZM39 212V211H38ZM52 212V210H51ZM124 212H127L124 210ZM124 212H123V216H124ZM131 212V210H130ZM22 213V211H21ZM50 213V212H49ZM62 213V212H61ZM116 213V214H115ZM23 214V213H22ZM26 214V213H25ZM38 214V213H37ZM46 214V213H45ZM48 214V213H47ZM60 214V213H59ZM81 214V213H80ZM147 214H152V216H146ZM32 215V213H31ZM30 215V216H31ZM34 215V214H33ZM44 215V214H43ZM109 215H112L109 216ZM122 215V213H121ZM131 215V213H130ZM129 215V216H130ZM24 216V215H23ZM58 216V214H57ZM64 216L63 213L61 214V217ZM25 217V216H24ZM23 217V218H24ZM27 217H29L27 215ZM36 217V216H35ZM43 217V216H42ZM60 217V216H59ZM31 218V217H30ZM49 218V217H48ZM63 218V217H62ZM222 218H226V219H230L232 221V227L227 230V231H222L218 237L216 239H210L206 245H205V250H197V233L199 231H203L205 233H211L212 229L215 227L216 222L219 219ZM34 219V218H31ZM27 220H29V218H27ZM62 220V219H60ZM31 221V220H30ZM42 222V221H41ZM31 225H36V224H32ZM32 226V227H33ZM29 227V225H28ZM27 227V228H28ZM31 228V226H30ZM26 229V230H25ZM16 231V232H12V231ZM27 232V231H26ZM25 232V233H26ZM6 234L9 236L10 241L8 246H4L3 244V238H5ZM32 237V236H31Z\"/></svg>",
    "mask_w": 264,
    "mask_h": 264
}]
</instances>
